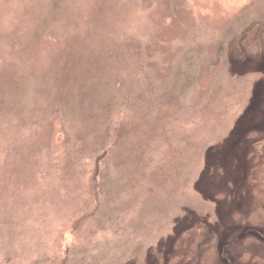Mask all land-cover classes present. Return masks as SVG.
I'll return each instance as SVG.
<instances>
[{
    "label": "rangeland",
    "instance_id": "rangeland-1",
    "mask_svg": "<svg viewBox=\"0 0 264 264\" xmlns=\"http://www.w3.org/2000/svg\"><path fill=\"white\" fill-rule=\"evenodd\" d=\"M255 23L264 0H0V264H264Z\"/></svg>",
    "mask_w": 264,
    "mask_h": 264
},
{
    "label": "trees",
    "instance_id": "trees-1",
    "mask_svg": "<svg viewBox=\"0 0 264 264\" xmlns=\"http://www.w3.org/2000/svg\"><path fill=\"white\" fill-rule=\"evenodd\" d=\"M260 24H252L248 29H247V31H246V33H245V35H244V39H240L241 41L239 42V44H243L242 45V47L244 48L243 50H242V52L244 51L245 53H253V52H255L256 51V48H259L260 46H261V44L264 42L263 40H264V37H262V34H261V32H260ZM260 35L261 37L260 38H258V41H257V39H256V42H255V37L257 36V35ZM260 39H262V43L260 44V42H261V40ZM245 40H248L249 42H251V43H254V45L252 46V47H248V44H247V47H244V41ZM244 54V53H243ZM263 168H264V166H263ZM263 168H262V170H263ZM261 170V171H262ZM197 186V185H196ZM259 188H261V189H264V173L262 174L261 172H260V175H259ZM198 191L199 192H201L202 194L204 193V192H202L201 190H199L198 189ZM252 214V211L250 212V215ZM249 215V216H250ZM229 221H230V218H226V223L228 224L229 223ZM241 226H242V224L241 225H239L238 227H235L234 228V231H236V232H240V228H241ZM248 232H251V236L253 237L254 236V232L253 231H248ZM243 237H247V230L245 229V227H244V229H243V231H242V233L240 232V235H239V237H237L238 239H240V238H243ZM234 239H236V238H234ZM234 239H232V240H234ZM245 241H248L249 243H251V244H255V243H253V239L251 238V237H247L244 241H243V243H245ZM258 241V244H260L259 246L260 247H264V240H257ZM255 254L256 255H258L259 257H258V259H259V261H261V258L263 257L264 258V255L262 254V253H260V252H258V251H256L255 252ZM256 255H253L254 257L256 256ZM246 256L247 255H244V258H246ZM264 261V260H263Z\"/></svg>",
    "mask_w": 264,
    "mask_h": 264
}]
</instances>
